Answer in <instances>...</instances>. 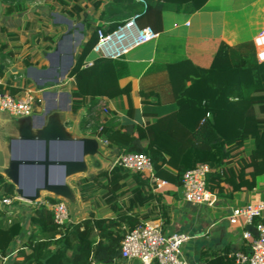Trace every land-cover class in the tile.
<instances>
[{"label": "trees", "instance_id": "16d2710c", "mask_svg": "<svg viewBox=\"0 0 264 264\" xmlns=\"http://www.w3.org/2000/svg\"><path fill=\"white\" fill-rule=\"evenodd\" d=\"M29 1L2 0L6 16L23 14ZM235 0H212L206 8ZM67 7L71 20H93L99 24L82 49L69 73L76 81L71 94L72 111L87 107L84 125L120 155L145 154L151 158L156 177L173 184L182 194L185 173L207 166V190L215 197L230 199L237 193L254 190L257 176L264 174V62L257 58L252 41L229 46L223 41L204 42L174 37L162 31V13L182 6L147 0H45ZM52 5V4H49ZM53 7V5L51 6ZM181 9L190 13L191 5ZM135 14L141 28L152 27L158 37L132 49L119 60L97 55V31L113 33ZM46 22L25 21L23 31H45ZM89 30V24L84 25ZM17 28L0 25V77L8 62L20 59L25 68L38 64L39 52L29 39L22 41ZM56 35L45 34L43 46L52 50ZM90 64V65H89ZM42 67L43 64H42ZM0 91L22 97L20 88L0 85ZM109 99L115 109L103 101ZM140 105L173 106L164 114L142 113ZM253 148L245 155V145ZM106 177L105 182L99 181ZM81 197L95 209L106 207L112 216L92 214L76 223L58 225L54 213L44 205L31 212L34 233L30 252L16 254L14 264H124L121 242L141 220L129 213L132 207L156 205L145 220H161L163 230L171 221V209L164 194L155 193L148 172L128 171L119 166L80 182ZM167 194H171L168 193ZM17 195L16 187L0 174V200ZM176 196V194H171ZM127 201V202H126ZM59 201L49 200L50 204ZM129 207V208H128ZM131 208V209H130ZM22 227L0 210V264ZM221 264H236L226 252Z\"/></svg>", "mask_w": 264, "mask_h": 264}, {"label": "crops", "instance_id": "0c3cea01", "mask_svg": "<svg viewBox=\"0 0 264 264\" xmlns=\"http://www.w3.org/2000/svg\"><path fill=\"white\" fill-rule=\"evenodd\" d=\"M161 1L172 6L187 4L194 8V11L190 13L183 11L182 6L177 10L162 13V32L169 36L204 42L218 40L229 46H235L245 41L253 42L257 35L264 32V0H235L231 9L219 8L223 5L227 7V4L220 2L219 5L217 1L212 8H206L212 0ZM98 18L95 20V29L100 22ZM60 40L54 42L55 48L52 49L54 52L44 47L47 56L35 46L40 55L38 64L35 63L25 68L21 60L16 59L3 67L4 74L0 79L4 85L9 84L14 88H20L24 93L26 90H32L38 101L33 114L28 117H13L0 112V174L12 183L8 178L12 161L16 158H44L47 141L51 147L50 157L59 160H73L79 157L81 151L79 142L83 138L97 140L98 148L94 155L84 156L85 170L83 172L65 178V185L70 193L67 198L43 189L42 171L24 170L21 175L24 195L20 196L17 193L18 187L14 184L16 196L19 199L12 207L4 210L5 217L16 219L22 231L11 243L3 258V264H14L16 254L30 252L29 242L34 233L30 214L36 206L44 205L50 209L49 200H62L67 203L68 207L70 206L71 223L79 222L92 214L102 213L105 217L113 215L111 211L106 210V207L95 209L81 197L80 182L84 179L93 180L97 175L109 172L120 153L117 147H108L106 143L92 134L89 126L84 125V121L89 118V114L96 111L95 109L89 111L87 107H84L76 113L72 111L71 94L76 88V81L69 77L70 70L67 69L66 59H63L67 58L70 53L71 41L65 42L61 47ZM58 49H60V59L58 64L54 65L51 56H55V51ZM75 58L76 55H74V61ZM42 64L44 67L47 65V68L44 69ZM33 72L41 74L34 76ZM63 72H68L66 77H62ZM51 81H55L54 86H44ZM42 86L45 88L40 89ZM136 100L139 108L138 125L142 124V113L164 114L174 108L173 106L140 105L139 100ZM106 104L110 109H115L109 99L104 100L101 106ZM58 135L63 136V142L52 139ZM252 150L251 144L247 142L245 155H249ZM61 179V169H52L49 176L50 183H58ZM105 180L104 176L99 179L101 182ZM36 190L39 191V197L34 202L29 201L28 197ZM167 192L175 193L176 196L167 194ZM155 193L164 194V200L171 209V221L165 227L164 232L166 234L185 233L191 238L181 249V256L188 264H221L217 259L223 257L226 252L230 258L238 251L249 252V244L244 239L243 233L245 231L252 233V230L248 227L231 225L229 216L233 209L254 203H264V174L257 176V186L254 190L237 193L230 199L215 197L211 205L186 203L178 188L170 183L166 188L155 191ZM155 207V204L132 207L129 213L144 222L147 220L143 218L150 217ZM122 263L140 264L136 261Z\"/></svg>", "mask_w": 264, "mask_h": 264}, {"label": "built area", "instance_id": "2783aa9c", "mask_svg": "<svg viewBox=\"0 0 264 264\" xmlns=\"http://www.w3.org/2000/svg\"><path fill=\"white\" fill-rule=\"evenodd\" d=\"M143 7H148L147 0H136ZM140 14H135L129 21L117 27L110 34L97 31L98 41L93 51L102 58L119 60L132 49L158 37L152 27L141 28L138 25ZM257 58L264 62V32L253 41ZM90 65V64H89ZM3 82L0 79V85ZM37 97L32 90H26L22 97L12 96L0 91V112L13 117H28L34 112ZM119 166L128 171L148 172L151 174V184L154 191L166 188L169 183L156 177L153 163L145 154L119 155L113 167ZM207 166H198L188 171L182 180V197L189 204H212L215 196L207 190ZM18 197L0 200V210L12 207ZM54 221L61 226L71 223L70 210L65 201L51 204ZM229 223L247 228L253 226L255 232L245 231L243 237L248 241L249 252H235L231 257L236 264H264V203H254L242 208L233 209ZM185 233L166 234L161 220H147L130 230L121 242V261L140 264H188L181 256L182 247L190 240Z\"/></svg>", "mask_w": 264, "mask_h": 264}, {"label": "rangeland", "instance_id": "374dc122", "mask_svg": "<svg viewBox=\"0 0 264 264\" xmlns=\"http://www.w3.org/2000/svg\"><path fill=\"white\" fill-rule=\"evenodd\" d=\"M28 4H29V9L23 14L6 16L4 13L6 4H4L2 0H0V25L5 26L7 28H17V30L21 34L20 35L21 38L23 40L25 38L29 39L31 43L34 46H36L41 53L46 51L44 46L41 45L45 34H55L56 35L55 41H57L58 39H61L60 46L62 47V45L65 42L69 41L70 35L72 36L76 32H79V33L84 34V37L81 40L80 46L77 47V53H78L82 49L84 43L89 39L92 32L94 31L95 20L96 18H98V14H99V12L96 13L93 20H90L89 21L90 23H88V21L86 20L81 21L79 17L75 18L74 20H71L67 16L68 13L67 11H64V10H69L71 4L67 7V9L64 8L65 6L59 5L58 3H49L53 5V7H51L52 5H49L48 3H46L45 0H33V1H29ZM27 20H30L34 23L46 22L48 23V26L45 28V31L37 30V31L29 33L27 31H23L22 29V26ZM85 24H89L91 28L89 30L85 29L84 27ZM73 42H76V40L74 39ZM53 46H54L53 47V50H54L55 44ZM53 50L50 52H54ZM44 55H45V52H44ZM59 56H60V52H58V54H55V56L53 55V57L51 56V60L54 65L58 64L59 59H60ZM63 59H66V58H63ZM66 63H67V60H66ZM46 68H47V65L44 67V69ZM40 74H41L40 72L32 73V75L34 76H40Z\"/></svg>", "mask_w": 264, "mask_h": 264}, {"label": "water", "instance_id": "95a60500", "mask_svg": "<svg viewBox=\"0 0 264 264\" xmlns=\"http://www.w3.org/2000/svg\"><path fill=\"white\" fill-rule=\"evenodd\" d=\"M84 37V34L76 32L74 35H70L69 40L71 41V49L70 53L67 56V69L70 71L74 67V55L77 54V47L80 46L81 40ZM76 42H73V40ZM73 42V43H72ZM60 49L55 51V54H58ZM64 73V72H63ZM68 72L62 74L64 77ZM70 73V72H69ZM55 85V81H51L44 86L51 87ZM46 87V88H47ZM45 87H41L40 89H44ZM53 140L63 142V136H55L52 137ZM52 140V141H53ZM80 144V155L76 159L73 160H62V159H52L49 155V151L51 149L49 141L46 142L45 146V157L44 158H37V159H14L12 161L11 171L8 173V178L18 187L17 193L20 196H23V188L21 187V175L24 170H35L38 169L39 171L43 172L44 176V187L43 189L52 192L56 195H59L63 198L69 197V189L65 185V178L83 172L85 170V162L84 156L87 155H94L98 148V142L95 139L90 138H83L79 142ZM54 168H59L62 171V179L58 183H50L49 176ZM39 197V191L36 190L33 195L28 197V200L34 202ZM252 230V233L255 232L253 226H248Z\"/></svg>", "mask_w": 264, "mask_h": 264}, {"label": "bare ground", "instance_id": "6f19581e", "mask_svg": "<svg viewBox=\"0 0 264 264\" xmlns=\"http://www.w3.org/2000/svg\"><path fill=\"white\" fill-rule=\"evenodd\" d=\"M74 41V40H73Z\"/></svg>", "mask_w": 264, "mask_h": 264}]
</instances>
